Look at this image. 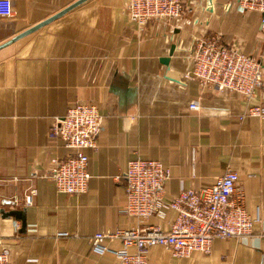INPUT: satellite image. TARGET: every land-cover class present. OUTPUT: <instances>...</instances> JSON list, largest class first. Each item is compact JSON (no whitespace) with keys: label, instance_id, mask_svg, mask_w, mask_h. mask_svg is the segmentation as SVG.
Listing matches in <instances>:
<instances>
[{"label":"crops","instance_id":"crops-1","mask_svg":"<svg viewBox=\"0 0 264 264\" xmlns=\"http://www.w3.org/2000/svg\"><path fill=\"white\" fill-rule=\"evenodd\" d=\"M10 1L12 14L0 16V250L10 263L115 264L112 252L90 248L88 235L135 225L168 229L173 209L144 219L121 211L120 175L139 156L168 167L165 199L234 170L253 219L249 234L214 237L206 253L175 257L151 245L147 264H264V119L241 115L246 103L237 93L200 88L185 76L195 41L213 33L257 57L264 71L258 12L230 0H185L179 17L139 26L128 19L126 0H84L16 37L74 0ZM191 99L196 110L188 108ZM75 102L95 104L102 118L96 147L82 149L86 189L73 194L58 192L47 172L52 157L73 152L49 127ZM13 209L20 213L6 212Z\"/></svg>","mask_w":264,"mask_h":264},{"label":"built area","instance_id":"built-area-1","mask_svg":"<svg viewBox=\"0 0 264 264\" xmlns=\"http://www.w3.org/2000/svg\"><path fill=\"white\" fill-rule=\"evenodd\" d=\"M230 2L256 10L258 27L264 34V0ZM184 8L185 0H126L124 5L128 19L139 26L150 19H175ZM11 14V1L0 0V16ZM185 76L195 79L200 88L237 93L246 103L241 115L264 119L263 63L238 45L225 41L220 34L195 41ZM253 96L258 101L248 103ZM188 108L196 110L197 100L191 99ZM101 118L95 104L75 102L52 121L50 135L73 149L65 157L50 159L47 177L58 192L76 194L86 189L88 156L82 149L96 147ZM168 175V167L159 160L139 156L129 158L120 175L125 193L121 211L144 219L149 215L163 218L166 210L173 209L175 216L168 229L149 224L98 230L87 237L90 248L96 253L112 252L115 264H147V249L154 244L168 249L172 256L185 257L192 251L208 252L214 237L237 238L250 233L253 219L244 208L234 170L227 167L210 185L201 189L182 188L172 198L165 199L163 182ZM25 200L29 202L30 195ZM105 239H116L120 246L109 247ZM0 264H11L6 249L0 250Z\"/></svg>","mask_w":264,"mask_h":264},{"label":"water","instance_id":"water-1","mask_svg":"<svg viewBox=\"0 0 264 264\" xmlns=\"http://www.w3.org/2000/svg\"><path fill=\"white\" fill-rule=\"evenodd\" d=\"M82 1H84V0H74L73 2H71L70 4H68L67 6H65L64 8H62L61 10H59L58 12H56V13L50 15L49 17H47V18L39 21L38 23H36V24L28 27L27 29H25L24 31H22L21 33H19L18 35H16V37L17 36H20V35H22L24 33H27V32H29V31H31L33 29H35L36 27H38V26L42 25L43 23H45V22H47V21H49V20L57 17L58 15L62 14L66 10L70 9L71 7L77 5L78 3L82 2ZM173 47H174V44H170V46H169V53L172 52ZM159 59H160L161 62H164L165 63L168 60V56H162ZM6 212L7 213L14 214V215H17L18 213H20V211L18 209H13V210L6 211ZM23 225H24V223L22 222L21 226H23Z\"/></svg>","mask_w":264,"mask_h":264}]
</instances>
